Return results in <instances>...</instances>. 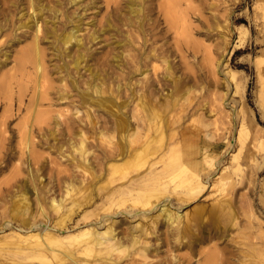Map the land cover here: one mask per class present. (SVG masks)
I'll return each instance as SVG.
<instances>
[{"label":"rangeland","instance_id":"1","mask_svg":"<svg viewBox=\"0 0 264 264\" xmlns=\"http://www.w3.org/2000/svg\"><path fill=\"white\" fill-rule=\"evenodd\" d=\"M129 2L69 3L65 15L54 18L53 11L44 10L32 28H19L36 14L20 0L0 18V263L58 264L59 249H64L62 264H100L80 253V238L88 227L101 232L112 220L123 244L133 234L139 239L136 249L143 244L153 249L163 241H156L150 229L157 209L146 212L150 206L134 204L136 190L106 191L125 179L113 178L98 188L105 179L100 174L106 171L105 155L114 153L123 137L105 106L109 99L129 121L130 131L141 135L132 148L147 136L157 146L162 135L163 152L148 157L154 172L172 162L175 148L180 161L161 179L156 201L182 213L179 227L188 226L190 239H203L193 251L172 248L175 240L166 231L175 230L158 220L164 242L147 262L158 264L172 255L196 261L199 251L216 249L218 264H264V0H135L143 6L140 15L147 14L143 34L128 31ZM167 11L176 18L175 29ZM74 24L83 42L78 69L71 63L75 48L68 57L58 40ZM35 30L42 38V70L27 64L16 71L15 57L31 45ZM93 85L101 92L95 94ZM40 97L43 101L34 105ZM140 98L156 115L150 131L141 125ZM39 111L45 117L41 124ZM196 176L203 189L185 195ZM22 197L21 213L11 217ZM52 199L61 201L59 211L50 207ZM66 212L68 221L58 224ZM44 232L54 238L46 254L25 249L42 238L21 237ZM116 264L146 261L128 256Z\"/></svg>","mask_w":264,"mask_h":264},{"label":"bare ground","instance_id":"2","mask_svg":"<svg viewBox=\"0 0 264 264\" xmlns=\"http://www.w3.org/2000/svg\"><path fill=\"white\" fill-rule=\"evenodd\" d=\"M19 1L20 0H15V1H13V0H0V18L4 17V16L6 17V15L9 14L11 5L15 4V2L17 4V3H19ZM26 1H27V4L30 6V8L34 7V9L36 10V14L29 15L27 21L21 23L19 25V28H21V27L32 28V26L35 24V22H37L39 19H42L44 10L53 11L54 18H56L57 15H61V14L65 15V10H64L65 4L70 3L73 5H78L82 0H57L56 2H54L55 0H26ZM44 1H45V5H43ZM129 1L130 2L128 3L127 6H128V12L130 15L125 17L126 22H127L126 24L128 26V29H129L128 31L129 32L130 31L136 32L138 34H143L146 31L144 21L147 19L146 18L147 14L140 15V13L143 10V6L141 4H137L135 2V0H129ZM47 3H51V5L47 6ZM167 5H168L167 7L169 8V10L173 9V5H170V4H167ZM167 13H168V16H170L171 27H173V28H174V26L176 27V24H174V22L176 20L175 21L173 20L174 15L172 13H170L169 11H167ZM44 21L47 23V20L44 19ZM160 21L161 20L158 18L157 21L155 22L156 24L153 23L154 26L151 25L149 32L153 31V29H155V27L158 26ZM163 21H165V20H163ZM167 22L169 23L168 20L165 23H167ZM36 26L38 29L37 28H34V29L40 31L39 30L40 26H38V24H36ZM168 26H169V24H168ZM110 27H111V25L109 24L108 28L110 29ZM2 28H3V25L0 23V30ZM36 30H35V34L33 36L31 35L32 36V43L31 42L29 43L31 45L26 46L25 48H22L21 50L19 49L20 51L18 52V54L17 55L15 54L16 55V57H15L16 71H19V70L25 68V66L27 64H32L37 72L39 71V69L42 70V64H43L42 53H41V49L40 48L38 49L39 42L42 38H41L40 34H38L39 32L37 33ZM78 31H79V25L74 24L67 31H64L62 34H60L59 38H58L60 45H61V50L66 51L68 57L70 56L69 54H70L71 49L75 48L77 53L72 58L71 63L73 65V67L76 69H78V67L80 66L81 62L83 61V57H84L83 53L81 52L83 42H82V39L79 38V36H78ZM160 31L161 30H159V32ZM97 38L98 37L96 35L92 34L93 40H95ZM17 40H19V39L17 38ZM142 42L143 43L140 46L141 48L143 45H145V43H144L145 41H142ZM149 57H151V56H149ZM5 73H7V72H5ZM1 79L2 78L0 77V80ZM92 88L94 89L95 94H98L101 92L100 86L93 85ZM143 99L140 98L138 101L139 102L138 105H141V107L144 111L142 118H140L142 121L141 125H142V128H147L146 131H150V128L153 127L152 122H153V119L155 118L156 115L152 111L151 107L148 106V103L145 104L146 102ZM37 101L39 104L40 102L43 101V98L40 97L39 100L36 99L34 105L37 104ZM106 101H107V103L105 106L109 110H111L110 112L114 113V115L117 118L116 119L117 121L115 122L114 128H116V130L119 131L123 135V137L121 138L120 146L118 147V149H116L114 153H111V155L110 154L105 155L104 167H105L106 171L104 173H100L103 177L105 176V179L98 186V188L101 189L104 184L106 185L108 183V180H111L113 178H117V180L118 179H120V180L125 179L124 182H121L119 184H115L111 188H107L106 191L108 192V194L112 195L114 193H122V192L130 193L131 191L136 190L137 195L133 199L134 204L141 205L142 207L150 206L149 210L147 209L148 211H146V212H149L153 209H157L158 214L153 216V217H150L151 221H149L151 224V226H150L151 232L156 233V241L162 239L163 241L161 242V244L164 242V238L160 237L161 234L158 233L157 221L160 220V222L162 221V223L166 224V226L168 228L175 230L174 231L175 233H172L171 231L170 232L166 231V233L172 234L171 237L175 240L176 244H174L172 248L175 247L178 249L181 246V248L182 247L187 248V249L189 248L191 251L195 250L196 244L198 242H203L202 237L194 236L193 239H190L189 235H191V237H192V232L190 231L188 226L179 227L180 219L182 218V215H181L182 213L179 214L178 212H175V211L173 212L171 210L172 208L171 209L168 208L167 204H161V203L159 204V202L156 201L161 196V194L156 192V190L158 189L157 187L161 184V179L164 177H169V175H167V171L169 172V170H171V167H174L177 165V163L180 161V156H178V154L175 153L176 152L175 148L174 149L172 148L170 150V152H171V155H170L171 158L170 159L172 162L164 163V169L161 173L160 172H158V173L154 172L152 166L155 165V163L149 165L148 157L151 154L158 153V155H159V153L161 151L163 152V145L161 143L162 135L161 134L159 135V138H157V141L154 140L155 143H157V146H154V145L151 146V139L149 140V138L147 136L146 139L143 137L144 140L142 141V144L140 147L132 148V144L135 142L137 137H140L141 135H139V132L136 130L130 131L129 128H131V127H130L129 121L126 120V118H124L121 115L119 108L115 105V102H113L109 99H107ZM40 113H42L41 114L42 118H39L41 115H38L39 117H36V118H39V119H37L36 121L41 120V122L39 121V123L41 124V123H44L43 121H44L45 117L43 119L44 113L43 112H40ZM42 119H43V121H42ZM145 121L148 122V125H147V123H146V125H144ZM136 128H138V127H136ZM158 128H161V127H158ZM145 134L147 135V133H145ZM84 147H85L84 141L81 140L80 144H79V149H78V151H80V153H81V156H83V154L86 153V149ZM156 159H157V157H156ZM84 162H85V160H84ZM183 166H184V164H183ZM86 168H87V166H86ZM181 168H182V166L179 169H181ZM84 171L86 172L88 170L85 169ZM181 171H182V169H181ZM185 172H186V170H185ZM91 175H93V174L91 173ZM193 178H194V176H193ZM186 181H187V179H186ZM201 185H203V182L199 179V177H197L196 179H190V181L188 182V185L186 186L187 192L185 195H190L194 191L202 190L203 187ZM176 197L178 199H181V195H177ZM152 198H154V200H152ZM187 199H189V198H187ZM24 200H25V198L22 197V199L20 200V201H22L21 204L19 203V200L16 201L17 204H16V202L14 203V207H12V208L15 211L13 212L11 217H16V215H19V212L21 210L22 205L24 206V202H23ZM59 200H62V199H59ZM50 207L54 211H59V209L61 208V201L55 202V199H52L51 203H50ZM142 210H144V209H142ZM194 211L197 213L201 212L198 210H194ZM228 211H230V208L228 209ZM146 212H144V213H146ZM126 216H127V214H126ZM185 216L188 217L187 214H185ZM68 217H69V214H67V212H66V214H63L59 218L58 224H63L64 222H67L68 220L66 221V219ZM115 217H116V214H115ZM159 218H161V219H159ZM47 221H49V219ZM32 226H34V224ZM113 227H114V221L113 220L109 224H107L104 231H101V232L97 230L98 228L94 229V226L90 229L88 227V230L86 229V231H84L82 233V237L80 238L79 243L82 242V246H84L80 253L82 255L89 256L91 258L90 260L92 262H99L100 264H104V263L105 264H116L122 258H125L128 256H132V257L138 256L141 259V261H143V262L146 261V264H151L149 261L147 262V259L150 257V255L156 257L161 252L160 251L161 244H159L160 245L159 246L158 243L155 245V247L153 249H150V246L147 244H143L142 246H140V248L136 249V245H137L139 239L134 237L133 236L134 234L132 236L130 235L131 236L130 240L128 239L129 243L123 244L121 241L122 238L120 239V237L118 235H117L118 237H115L116 236L115 235V229ZM31 228H33V227H31ZM46 230H47V228H46ZM19 234H20V232H19ZM41 234L42 235H39V234H30V235L28 234L27 236L22 235L23 237H21L22 239H20V240H25V241L27 238L28 239L34 238L36 240H38L39 238H42L38 242L28 244V247H25V249H27L29 251H33V252L38 251L37 253L42 254V255L46 254L48 252V249H50L49 248L50 244L52 243L54 238L49 237V234L47 232H44ZM58 234H60V233H58ZM127 235H129V234H127ZM125 240L127 241V239H125ZM145 241H146V238H145ZM170 242H171V240H170ZM14 249H16V247H14ZM215 250L209 249L206 251H201V252L199 251V259L197 258L196 261H193L194 257L189 256V255H187L188 257L185 256L186 258L185 257H179L176 255H172V256L170 255L171 257L168 259L159 260L158 264H218V261H219L218 254L219 253L217 254V252H215ZM59 252H61L62 256L61 257L58 256L60 258V261H58L57 263L62 264L63 258L67 254H66V251L64 249H62V250L59 249ZM58 257H56V258H58ZM136 260L134 261L135 263H136ZM0 264H7V263L2 262ZM23 264H30V262L25 261V263L23 262ZM243 264H248V262L246 263V261H243Z\"/></svg>","mask_w":264,"mask_h":264}]
</instances>
